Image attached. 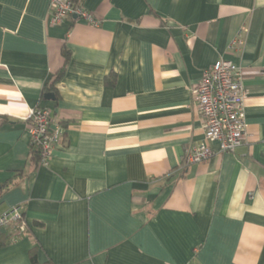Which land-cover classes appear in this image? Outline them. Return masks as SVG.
<instances>
[{
	"label": "crops",
	"instance_id": "1",
	"mask_svg": "<svg viewBox=\"0 0 264 264\" xmlns=\"http://www.w3.org/2000/svg\"><path fill=\"white\" fill-rule=\"evenodd\" d=\"M84 7L97 26L52 25L50 0H0V213L20 206L28 227L0 231V264L34 249L40 264H264V0ZM220 59L244 75L246 141L184 166L206 143L194 89ZM38 106L65 142L35 172Z\"/></svg>",
	"mask_w": 264,
	"mask_h": 264
},
{
	"label": "built area",
	"instance_id": "2",
	"mask_svg": "<svg viewBox=\"0 0 264 264\" xmlns=\"http://www.w3.org/2000/svg\"><path fill=\"white\" fill-rule=\"evenodd\" d=\"M71 17H77L91 25L99 24L84 6H75L72 0H50L49 21L52 25H60ZM244 42L239 36L232 46L243 47ZM194 94L198 111L204 120L206 143L189 151L183 160L184 166L205 162L216 154L234 153L247 138L244 110L247 93L244 75L238 65L225 59L216 61L204 70ZM27 121L31 147L40 152V166L47 165L54 151L64 144L65 129L53 122V111L50 107H36ZM210 143H218L219 151H213ZM27 228L20 206L0 213V231L9 233L11 239L23 236Z\"/></svg>",
	"mask_w": 264,
	"mask_h": 264
},
{
	"label": "trees",
	"instance_id": "3",
	"mask_svg": "<svg viewBox=\"0 0 264 264\" xmlns=\"http://www.w3.org/2000/svg\"><path fill=\"white\" fill-rule=\"evenodd\" d=\"M72 1H73V4L75 6H79V7L84 6V2H85V0H72ZM64 57L67 60L69 58V53L65 52L64 53ZM62 76H63V70L58 73L54 83L49 84V85H47L45 87L44 92H43V98H45V96L47 94H54L55 98L57 100V91H56V88H55V84L62 78ZM30 157H31V160L34 163V171L36 172L39 169L40 164H41L40 152L38 150H36V149L31 147ZM4 237L7 238V236H4L0 232V244H2V245H4V244L9 242V240L6 239V238H5L6 241H4ZM31 264H40L39 261H38V254H37L35 249L31 252Z\"/></svg>",
	"mask_w": 264,
	"mask_h": 264
},
{
	"label": "water",
	"instance_id": "4",
	"mask_svg": "<svg viewBox=\"0 0 264 264\" xmlns=\"http://www.w3.org/2000/svg\"><path fill=\"white\" fill-rule=\"evenodd\" d=\"M74 18L77 19V17H74ZM45 99H46L47 101H55V100H56L54 94H47V95L45 96ZM2 232H5V231L3 230Z\"/></svg>",
	"mask_w": 264,
	"mask_h": 264
}]
</instances>
